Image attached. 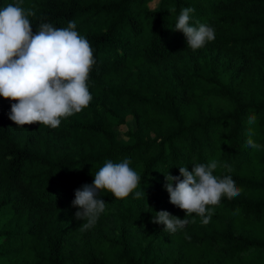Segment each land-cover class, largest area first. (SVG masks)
Returning a JSON list of instances; mask_svg holds the SVG:
<instances>
[{
    "label": "trees",
    "instance_id": "obj_1",
    "mask_svg": "<svg viewBox=\"0 0 264 264\" xmlns=\"http://www.w3.org/2000/svg\"><path fill=\"white\" fill-rule=\"evenodd\" d=\"M152 1L23 0L36 13L33 34L75 21L96 64L89 106L57 128L16 126L17 101L0 96V264H264V0ZM185 7L193 26L215 29L196 51L173 30ZM252 114L260 150L247 144ZM125 158L146 194L102 190L105 212L82 231L76 189ZM213 159L214 175H231L240 195L223 197L207 225L195 214L176 233L153 223L160 210L185 218L165 175Z\"/></svg>",
    "mask_w": 264,
    "mask_h": 264
},
{
    "label": "clouds",
    "instance_id": "obj_2",
    "mask_svg": "<svg viewBox=\"0 0 264 264\" xmlns=\"http://www.w3.org/2000/svg\"><path fill=\"white\" fill-rule=\"evenodd\" d=\"M23 0L0 7V96L17 101L12 103L9 119L16 126L39 123L57 128L62 118L79 113L89 106L92 95L89 91V75L96 64L93 48L89 41L76 30V22L70 21L65 28H56L43 22L38 32L33 34L29 17L36 15L31 8L25 9ZM194 8L181 10L174 31L182 32L187 47L192 51L203 48L215 40V29L207 24L190 23ZM248 146L260 150L261 145L254 142V114L248 117ZM128 158L114 163L108 160L94 174L92 184H84L76 189L73 207H77L75 218L86 221L81 230L94 227L105 212L106 201L100 193L106 190L117 199L127 198L133 192L140 198L145 191H135L141 176L130 167ZM191 171L179 166L180 175H165L164 185L170 202L185 211V218L166 210L155 212L152 222L163 224L169 233L182 230L193 214L207 225L214 207L223 197L232 199L241 193L231 175H214L220 167L213 159L208 164L193 163ZM231 172L228 165H223ZM183 177V179H181Z\"/></svg>",
    "mask_w": 264,
    "mask_h": 264
},
{
    "label": "rangeland",
    "instance_id": "obj_3",
    "mask_svg": "<svg viewBox=\"0 0 264 264\" xmlns=\"http://www.w3.org/2000/svg\"><path fill=\"white\" fill-rule=\"evenodd\" d=\"M12 1H13V0H11V2H12ZM159 1H160V0H153V1L150 3V6H151V7H155ZM13 3H14V2H13ZM129 123H130L129 126H130L131 128H134V127H135V123H134L132 117H129ZM129 126H128V127H129ZM128 127H127V126H122V127H118V128H117V131H118V137H119L120 140H123V141H127V140H128V139L126 138L125 134H124V132L127 130Z\"/></svg>",
    "mask_w": 264,
    "mask_h": 264
}]
</instances>
